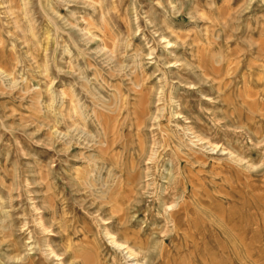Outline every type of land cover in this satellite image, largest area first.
I'll return each mask as SVG.
<instances>
[{
    "label": "rangeland",
    "instance_id": "374dc122",
    "mask_svg": "<svg viewBox=\"0 0 264 264\" xmlns=\"http://www.w3.org/2000/svg\"><path fill=\"white\" fill-rule=\"evenodd\" d=\"M0 264H264V0H0Z\"/></svg>",
    "mask_w": 264,
    "mask_h": 264
},
{
    "label": "bare ground",
    "instance_id": "6f19581e",
    "mask_svg": "<svg viewBox=\"0 0 264 264\" xmlns=\"http://www.w3.org/2000/svg\"><path fill=\"white\" fill-rule=\"evenodd\" d=\"M100 52V51H99ZM114 242V241H113ZM139 251V250H138ZM131 252V251H130ZM134 255V254H133Z\"/></svg>",
    "mask_w": 264,
    "mask_h": 264
}]
</instances>
